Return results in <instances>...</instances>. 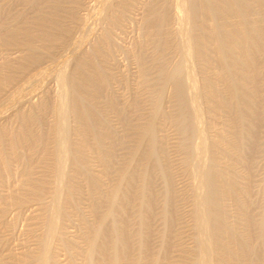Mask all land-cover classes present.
Wrapping results in <instances>:
<instances>
[{"label": "rangeland", "instance_id": "rangeland-1", "mask_svg": "<svg viewBox=\"0 0 264 264\" xmlns=\"http://www.w3.org/2000/svg\"><path fill=\"white\" fill-rule=\"evenodd\" d=\"M239 1L214 0L216 13L207 0H0V264L257 261L264 114L249 146L230 84L254 88L238 29L264 30V0ZM122 215L129 243L114 262L100 246Z\"/></svg>", "mask_w": 264, "mask_h": 264}, {"label": "bare ground", "instance_id": "bare-ground-1", "mask_svg": "<svg viewBox=\"0 0 264 264\" xmlns=\"http://www.w3.org/2000/svg\"><path fill=\"white\" fill-rule=\"evenodd\" d=\"M213 1L214 0H207V2H208V4L210 5V7H211V10L213 11V12H216V13H219V12H221V8L219 9L218 8V6H216V5H214V3H213ZM228 2H229V4H230V6L232 7V9L235 11V12H240L241 11V5H240V2L241 1H239V0H228ZM238 34H239V41H240V43H241V48H242V51H243V54H244V56L246 57V63H247V68L249 69V71H250V74H249V77H250V79H251V81L254 83V88H253V90L250 92V94H245V93H243V91H242V89H241V83H239V84H235V83H238V82H233V81H231L230 83V91H231V94H232V96L235 98V99H239L238 101H239V103L241 102V101H243V102H241V103H243L244 104V102H245V104L247 105V117H248V119H249V121L250 122H248L249 124H250V128L248 129V131L250 132V135H248V136H250L249 138H250V140H249V146H252V144H254V142H256V140H257V135H258V133H257V131H258V126L260 125V122H261V119H262V117H263V115L262 114H264V112H262L263 110H262V108L260 109V101H259V99H258V96H257V81L259 80V72H258V70H257V67L259 66L258 64H260V61H261V57L264 55V30H262V29H260V28H257V27H254V26H252V27H248V26H242V27H240L239 29H238ZM228 43H229V36H227V35H225V34H220L218 37H217V52H218V54H219V58H220V64H221V66H222V68L224 69V70H226V71H229V64H228V61H227V50H228ZM181 71H182V69L181 68H177L175 71H173V73L171 74V79H173L174 81H175V83H176V94H177V96L178 97H180L181 99L183 98V93H182V82H180V80H179V75L181 74ZM229 73V72H228ZM193 77V76H192ZM42 78V77H41ZM170 79V78H169ZM191 81V80H190ZM174 83V84H175ZM185 83V82H184ZM194 85V84H193ZM259 87V86H258ZM258 93H259V90H258ZM175 94V95H176ZM259 95V94H258ZM259 97H260V95H259ZM79 98V97H78ZM84 99L80 96V99H77L76 100V102H75V104H74V109H76V112H78V111H80L79 112V114H81V116L83 115L85 118H87V119H89V117H87V115H86V112H85V103H84V101H83ZM179 101H180V99H179ZM182 101V100H181ZM237 101V102H238ZM239 103H237V104H239ZM195 105V104H194ZM240 105V104H239ZM263 107V106H262ZM197 108V107H196ZM264 109V108H263ZM78 110V111H77ZM87 110V109H86ZM235 110H237L236 112L238 113V109L237 108H235ZM190 111V110H189ZM241 111V110H240ZM242 114V112H239L238 113V115L239 114ZM186 115V114H185ZM184 116V115H183ZM244 116H246L245 114H242V115H240L239 116V120L241 119H244ZM186 117H188V114L186 115ZM185 116L183 117V119L184 118H186ZM188 119V118H187ZM238 119V118H237ZM90 120V119H89ZM89 120H88V122H89ZM182 122H183V120H181ZM188 123V122H187ZM189 127V123H188V125H186V127ZM184 127H185V123H184ZM187 127V129H189ZM185 131V130H184ZM187 131H189V130H187ZM186 131V132H187ZM148 135L151 137V138H153V128L152 127H148ZM152 140V139H151ZM255 145V144H254ZM247 146V145H246ZM250 148V147H249ZM251 149H252V147H251ZM154 154H155V151L154 150H152L151 149V151H150V153L148 154V155H150L151 157H153L154 156ZM149 156V157H150ZM202 175V174H201ZM209 176H207L208 178L210 177V174H208ZM211 180H212V178H211ZM208 181H210V180H208ZM212 184V183H211ZM117 189V188H116ZM116 191V190H115ZM128 195H129V193H127ZM127 195V196H128ZM214 195V194H213ZM130 196V195H129ZM116 197V196H115ZM209 197H210V194H209ZM214 198V196H211L210 197V200H212L211 198ZM124 198H125V196H124ZM129 197H126L125 199H128ZM200 198V197H199ZM111 200V199H110ZM199 200V199H198ZM207 200V199H206ZM210 200H209V202H210ZM114 201V200H113ZM113 201H111V203L113 202ZM208 204V203H207ZM210 204V205H209ZM208 204V206H210V207H208L209 209V214L211 215H209L210 217H212V218H214L213 219V221H215L217 218H219V213H218V209H217V207L215 206V203L212 201V202H210ZM113 206V205H112ZM111 208V207H110ZM110 210V209H109ZM119 210V209H118ZM117 211V210H116ZM118 212V216L117 217H120L121 215H120V213H119V211H117ZM114 214H115V216H116V212H113ZM123 213H125V212H123ZM208 213V212H207ZM112 214V213H111ZM110 214V215H111ZM113 215V214H112ZM112 215L110 216V217H112ZM104 216V215H103ZM114 216V217H115ZM123 217H122V219L123 220H121L120 222H119V218L117 219V217H116V221L114 222V224L113 225H110V226H113V227H111L109 230L110 231H108L106 234H104L105 235V240H101L102 242H103V245L102 246H100V247H103V252L104 251H106V248L108 249V250H110V249H112L113 250V252H114V256L112 257V260L114 261H116V260H118L119 258H120V255H121V252H122V249H119V248H121L120 246H122V245H120V243L122 242V240H124V242L126 241V243L128 242L129 243V241H128V233H130L129 232V230L126 228V226L124 225L125 223V221H126V218H125V215H122ZM108 218V217H107ZM211 218V219H212ZM112 219H114L113 217H112ZM105 220H106V218H105ZM108 220V219H107ZM201 220H203V218L201 219ZM101 221H103V220H101ZM111 221V220H110ZM212 221V220H211ZM210 221V222H211ZM251 221V219L249 220V222ZM216 222V221H215ZM214 223V222H213ZM251 224L253 223V222H250ZM261 223V222H260ZM264 223V222H263ZM108 224H110V223H108ZM100 225H102V224H100ZM201 225V224H200ZM262 225V224H261ZM101 227V226H100ZM104 227V226H103ZM204 228V227H203ZM260 228V227H259ZM264 228V227H263ZM100 229V228H99ZM98 229V230H99ZM103 229V228H102ZM118 229L120 230V233L118 232ZM96 230H97V228H96ZM97 230V231H98ZM104 230V229H103ZM101 231V230H100ZM105 231H107L106 229H105ZM203 231V230H202ZM99 232V231H98ZM97 232V233H98ZM104 232V231H103ZM263 232H264V230H263ZM260 232H258V234H259ZM99 234V235H98ZM97 235L99 236V239H100V235H101V233H98ZM103 234V233H102ZM92 236V235H91ZM96 236V235H95ZM264 236V235H263ZM97 237V236H96ZM92 238V237H91ZM101 238H103L104 239V236H101ZM94 239V238H93ZM264 239V238H263ZM96 240H97V238H96ZM100 240H99V242H101ZM125 243V244H126ZM261 243V242H260ZM264 243V242H263ZM97 245V244H96ZM128 245V244H127ZM93 246V245H92ZM91 246V247H92ZM109 247V248H108ZM123 247H125V246H123ZM262 248H263V246H262ZM125 249V248H124ZM92 250H93V248H92ZM91 250V251H92ZM95 250V249H94ZM100 250H102V248L100 249ZM112 250L110 251V252H112ZM121 250V251H120ZM126 250L128 251V249L126 248ZM251 250V249H250ZM127 251H125V252H127ZM259 251V250H258ZM90 252V251H89ZM102 252V253H103ZM251 252H253V251H251ZM251 252H248V254L249 253H251ZM91 253V252H90ZM95 253V252H94ZM123 253V252H122ZM93 254V253H92ZM104 254V253H103ZM105 254H108L107 252H105ZM112 254V253H111ZM127 254V253H126ZM247 254V255H248ZM253 254H254V252H253ZM255 254H256V250H255ZM123 255H124V253H123ZM123 255H121L122 257H123ZM252 255V254H251ZM91 255L89 254V257H90ZM94 256V255H93ZM107 256H110V255H107ZM249 256V255H248ZM247 256V257H248ZM255 256V255H254ZM111 257V256H110ZM110 257H108V258H110ZM127 257V256H126ZM129 257V256H128ZM253 257V256H252ZM252 257H251V259H252ZM91 258H93L92 256H91ZM91 258H90V262L92 261L91 260ZM255 258V257H254ZM257 261H254L255 263H251V264H264V248H263V251L259 254V256H258V253H257ZM94 259V258H93ZM105 259V258H104ZM128 259V258H127ZM248 259V258H247ZM250 259H248V261H249ZM112 261V262H113ZM114 261V262H115ZM125 261H126V259H125ZM252 261V262H253ZM88 262V261H87ZM90 262H89V264H90ZM102 263H103V261H102ZM101 263V264H102ZM129 263V262H128ZM249 264H250V262H248Z\"/></svg>", "mask_w": 264, "mask_h": 264}]
</instances>
